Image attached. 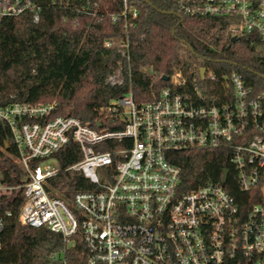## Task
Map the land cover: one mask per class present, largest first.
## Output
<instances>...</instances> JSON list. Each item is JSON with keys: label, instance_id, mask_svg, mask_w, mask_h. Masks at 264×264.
Here are the masks:
<instances>
[{"label": "built area", "instance_id": "1", "mask_svg": "<svg viewBox=\"0 0 264 264\" xmlns=\"http://www.w3.org/2000/svg\"><path fill=\"white\" fill-rule=\"evenodd\" d=\"M122 1L121 15L135 20L137 6ZM173 2L185 15L236 18L232 37L258 34L264 42V0ZM40 9V0H0V20L30 13L37 22ZM130 47L128 39L121 43L110 84L124 82L121 61L130 60ZM204 78L217 79L211 71ZM225 78L227 86L213 94L224 102L209 103L198 85V98L183 91L186 79L176 72L151 101L138 102L131 91L111 101L108 125L95 128L54 115L56 102L1 105L24 177L9 183L0 170V200L22 195L18 220L59 234L62 246L50 258L62 264L77 236L85 264H264V91L255 95L242 73ZM71 142L82 157L65 170L81 172L94 187L68 201L52 196L51 181L64 170L56 154ZM192 149L227 151L241 191L260 201L241 211L222 179L184 189L175 153ZM10 215L0 212V231Z\"/></svg>", "mask_w": 264, "mask_h": 264}, {"label": "trees", "instance_id": "2", "mask_svg": "<svg viewBox=\"0 0 264 264\" xmlns=\"http://www.w3.org/2000/svg\"><path fill=\"white\" fill-rule=\"evenodd\" d=\"M40 1L37 22L30 13L0 20V106L18 101L56 102L54 115L75 116L95 128L97 123L108 125L111 101L129 91L138 102L151 101L171 85L170 78L176 72L186 79L183 91L198 98V85L209 103L224 102L214 99L213 94H220L227 86L225 77L232 71L246 77L255 95L264 91V42L258 34H245L232 42L228 29L236 18L185 15L173 0H130L139 15L127 22L121 15L122 0ZM94 3L98 4L96 13H92ZM82 6L87 12H81ZM126 39L131 47L130 60L121 61L124 82L112 85L106 79L120 66L118 50ZM107 40L109 46L105 45ZM201 68L213 72L217 79L203 80ZM81 157L75 142L56 154L64 170L51 181L52 196L70 201L75 192L94 187L81 172L65 170ZM16 159L13 135L1 118L0 170L6 181L20 184L24 170ZM174 162L182 167L184 189L222 182L223 171L228 168L225 187L241 211L260 201L254 193L241 191L227 151H180L175 153ZM22 199L19 193L0 200L2 214L12 211L4 217L0 231V263L62 264L50 258V253L62 246L59 234L21 225L18 214ZM77 239L66 252L67 264H85L86 247Z\"/></svg>", "mask_w": 264, "mask_h": 264}, {"label": "water", "instance_id": "3", "mask_svg": "<svg viewBox=\"0 0 264 264\" xmlns=\"http://www.w3.org/2000/svg\"><path fill=\"white\" fill-rule=\"evenodd\" d=\"M232 42H236L237 40H238V38L237 37H232ZM205 72H206V68H201L200 69V77L202 78V79H205L204 78V76H205ZM165 79L166 80H170L169 79V77L168 76H165ZM97 126H101V124L100 123H97ZM6 149H7V147H6ZM227 176H228V169H225L224 171H223V176H222V181H223V183H226L227 182Z\"/></svg>", "mask_w": 264, "mask_h": 264}, {"label": "rangeland", "instance_id": "4", "mask_svg": "<svg viewBox=\"0 0 264 264\" xmlns=\"http://www.w3.org/2000/svg\"><path fill=\"white\" fill-rule=\"evenodd\" d=\"M118 75V77H115L116 79H119V78H121V75L120 74H117Z\"/></svg>", "mask_w": 264, "mask_h": 264}]
</instances>
